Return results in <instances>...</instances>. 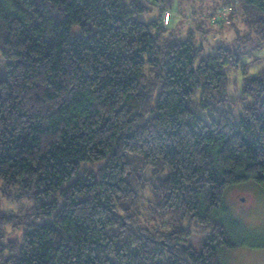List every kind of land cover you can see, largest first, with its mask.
Listing matches in <instances>:
<instances>
[{
    "label": "trees",
    "instance_id": "trees-1",
    "mask_svg": "<svg viewBox=\"0 0 264 264\" xmlns=\"http://www.w3.org/2000/svg\"><path fill=\"white\" fill-rule=\"evenodd\" d=\"M174 1L0 0V264H220L236 247L218 215L228 187L264 190V70L242 63L264 0L215 4L248 32L210 51L163 24Z\"/></svg>",
    "mask_w": 264,
    "mask_h": 264
},
{
    "label": "rangeland",
    "instance_id": "rangeland-1",
    "mask_svg": "<svg viewBox=\"0 0 264 264\" xmlns=\"http://www.w3.org/2000/svg\"><path fill=\"white\" fill-rule=\"evenodd\" d=\"M224 0H175L173 10H166L163 24L173 28L178 35L185 38L193 30L198 44L210 51L221 43H229L239 35L248 32L240 11L229 6L215 8V4ZM215 8V9H214ZM214 9V14H208ZM240 10V9H239ZM235 11L233 16L231 12ZM169 13L166 22L165 15ZM217 17V18H216ZM159 10L152 8L149 16L141 17L144 21L157 20ZM212 18H215L211 23ZM223 19L218 23L216 19ZM202 26L201 32L196 25ZM254 58H264V45L257 50H250L242 58V63L249 65V75L255 76L264 70V62L250 63ZM8 61L0 55V80L5 78ZM228 97H235L241 92V73L230 72ZM21 203H3L2 209H16ZM219 222L224 226L230 241L235 248L221 247L218 250L220 264H264V190L253 181L230 186L226 189L222 207L218 215ZM208 234L192 235L186 245L198 250L204 244ZM13 237V236H12Z\"/></svg>",
    "mask_w": 264,
    "mask_h": 264
},
{
    "label": "built area",
    "instance_id": "built-area-1",
    "mask_svg": "<svg viewBox=\"0 0 264 264\" xmlns=\"http://www.w3.org/2000/svg\"><path fill=\"white\" fill-rule=\"evenodd\" d=\"M168 19H169V14L166 13V15H165V20H166V22L168 21Z\"/></svg>",
    "mask_w": 264,
    "mask_h": 264
}]
</instances>
